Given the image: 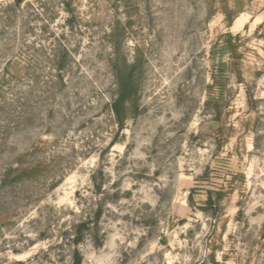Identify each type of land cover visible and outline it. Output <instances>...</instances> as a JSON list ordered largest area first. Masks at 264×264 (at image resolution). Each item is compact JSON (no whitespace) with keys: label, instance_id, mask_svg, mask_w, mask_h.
Masks as SVG:
<instances>
[{"label":"rangeland","instance_id":"obj_1","mask_svg":"<svg viewBox=\"0 0 264 264\" xmlns=\"http://www.w3.org/2000/svg\"><path fill=\"white\" fill-rule=\"evenodd\" d=\"M77 251L264 264V0H0V264Z\"/></svg>","mask_w":264,"mask_h":264},{"label":"trees","instance_id":"obj_2","mask_svg":"<svg viewBox=\"0 0 264 264\" xmlns=\"http://www.w3.org/2000/svg\"><path fill=\"white\" fill-rule=\"evenodd\" d=\"M118 79V94L113 100L112 111L117 119V122L123 126L125 117L127 115L128 102L135 94L134 76L128 71V66L119 69L117 74ZM82 264V258L80 253L77 251L74 263Z\"/></svg>","mask_w":264,"mask_h":264}]
</instances>
